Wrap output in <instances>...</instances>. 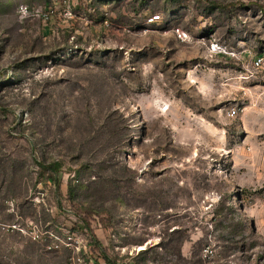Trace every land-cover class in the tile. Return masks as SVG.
<instances>
[{
	"label": "rangeland",
	"instance_id": "1",
	"mask_svg": "<svg viewBox=\"0 0 264 264\" xmlns=\"http://www.w3.org/2000/svg\"><path fill=\"white\" fill-rule=\"evenodd\" d=\"M208 1L0 0V264L79 208L83 264H264V0Z\"/></svg>",
	"mask_w": 264,
	"mask_h": 264
},
{
	"label": "built area",
	"instance_id": "2",
	"mask_svg": "<svg viewBox=\"0 0 264 264\" xmlns=\"http://www.w3.org/2000/svg\"><path fill=\"white\" fill-rule=\"evenodd\" d=\"M257 62L261 63V60H258ZM229 115L231 117H234L236 115V111L233 108L229 109ZM80 230H82L83 232L78 231L77 233H73L63 228L60 230L62 232L61 234L62 236L50 235L51 242L47 246V250L58 251L60 248H65L72 253V256L69 260V264H83L82 255L87 254L88 256L90 252L88 253V248L86 251V246L85 247L84 245H80V247L78 246L77 238H81V241L82 240L87 241V239L90 240V236L83 229ZM30 235L33 241L41 240V234L39 232H31ZM216 257H217V252L214 246L210 245V243L201 250L200 258L202 259L203 264H221L216 260Z\"/></svg>",
	"mask_w": 264,
	"mask_h": 264
},
{
	"label": "trees",
	"instance_id": "3",
	"mask_svg": "<svg viewBox=\"0 0 264 264\" xmlns=\"http://www.w3.org/2000/svg\"><path fill=\"white\" fill-rule=\"evenodd\" d=\"M202 1L205 2L207 5H209L210 7L221 9V10L226 9L227 7L215 1H208V0H202ZM35 163L41 171L49 173L54 177H56V175L60 171V166L57 163H52V164H44L43 162H35ZM54 185L58 189L59 183L57 181L54 182ZM82 213H83V216H82ZM96 214L97 213L92 210L88 211V210H82L80 208L79 210H77V212H75V215L77 216L78 219H80L81 223L83 224V226H80L79 228L86 231L89 235L91 234L90 240H91L92 246H90V252L92 255L97 254V251L100 249V246L98 244H95L96 239H95L94 234H92V230L90 228L91 226L88 223V219L90 217H95ZM108 223L109 222H106V224H104V228L111 227L110 224ZM102 258L104 259L105 264H114L110 262L106 256H103Z\"/></svg>",
	"mask_w": 264,
	"mask_h": 264
}]
</instances>
